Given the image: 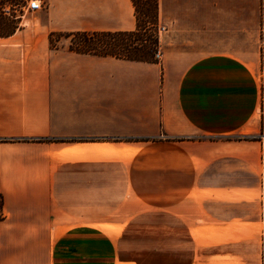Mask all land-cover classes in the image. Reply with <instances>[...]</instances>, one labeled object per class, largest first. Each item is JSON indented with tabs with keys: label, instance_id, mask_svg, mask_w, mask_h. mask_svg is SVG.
<instances>
[{
	"label": "crops",
	"instance_id": "crops-1",
	"mask_svg": "<svg viewBox=\"0 0 264 264\" xmlns=\"http://www.w3.org/2000/svg\"><path fill=\"white\" fill-rule=\"evenodd\" d=\"M36 19L0 33V264L128 263L80 193H178L199 176L204 264H264L261 236L229 225L257 220L234 192L264 174V0H157L151 62L49 47L51 31L134 29L132 0H47ZM198 249L179 240L169 264Z\"/></svg>",
	"mask_w": 264,
	"mask_h": 264
},
{
	"label": "rangeland",
	"instance_id": "rangeland-1",
	"mask_svg": "<svg viewBox=\"0 0 264 264\" xmlns=\"http://www.w3.org/2000/svg\"><path fill=\"white\" fill-rule=\"evenodd\" d=\"M27 1L0 0V33L8 32L14 26L9 22L12 18L8 13L16 15V25L20 22H37V14L45 9L47 0H40L41 9L33 12L27 9ZM11 7L13 11L9 10ZM4 9L7 11L6 16L8 20L2 14ZM156 25H151V29L157 36ZM51 41L52 43L49 42L50 48H68V39L53 36ZM260 135L264 137V126L262 124ZM242 138L251 137L244 135ZM224 179L225 182L235 185L231 187H236L238 184L237 176L226 177ZM205 186V176H199L196 178V184H194L191 191L160 194L103 191L80 193V195L84 196L88 201L93 200L94 196L96 199H99L100 206L98 211H100L103 223L92 226L100 229L102 234H108L117 240V245H119L117 257L119 260L128 261V263L124 264H162L164 263V259L168 262L167 264L172 263V259L174 258L173 248L179 240H184L187 237L197 239L198 250L201 254L198 256L197 263L204 264L205 236L207 231V198L210 197L212 199L213 197L212 191L207 192L204 189ZM240 186H244L246 192L240 196L234 192L236 201L241 202L242 212L247 216L250 215L253 204L256 203L257 220L252 223H230L229 225L244 233H256L259 237L261 236L259 242L264 243V174L260 176L248 174L240 176ZM213 193L214 198L219 200L218 202L221 204L222 200L226 202L231 200L230 197L223 196V193L219 189L214 190ZM71 194L73 195V193ZM214 204L216 205L215 202ZM211 206L212 201H210ZM63 219L66 222L68 220L67 217ZM106 221H113V223ZM212 229L210 225L209 230L211 231ZM214 229L216 230V228ZM182 254V257L180 256L182 264H188L190 256H187V253L184 252ZM184 258L186 259L184 260ZM116 264L123 263L117 262Z\"/></svg>",
	"mask_w": 264,
	"mask_h": 264
},
{
	"label": "trees",
	"instance_id": "trees-1",
	"mask_svg": "<svg viewBox=\"0 0 264 264\" xmlns=\"http://www.w3.org/2000/svg\"><path fill=\"white\" fill-rule=\"evenodd\" d=\"M132 3L136 20V26L132 30L51 31L49 42L52 43L53 36H58L68 39V49L76 53L155 61L153 54L157 47V36L152 32L151 25L154 26L157 23V0H132ZM9 10L13 11V8ZM2 14L7 18L5 9ZM8 14L12 18L9 22L16 25V15ZM3 218L0 194V220Z\"/></svg>",
	"mask_w": 264,
	"mask_h": 264
},
{
	"label": "built area",
	"instance_id": "built-area-1",
	"mask_svg": "<svg viewBox=\"0 0 264 264\" xmlns=\"http://www.w3.org/2000/svg\"><path fill=\"white\" fill-rule=\"evenodd\" d=\"M41 3H40V0H28L27 1V9L28 10H38V9H41ZM164 30V26L161 25L159 26L158 24L156 25V33H157V36L159 34V31H163ZM161 56H162V52H161V49L160 47L157 45L155 51H154V54H153V57L156 59V60H159L161 59Z\"/></svg>",
	"mask_w": 264,
	"mask_h": 264
}]
</instances>
